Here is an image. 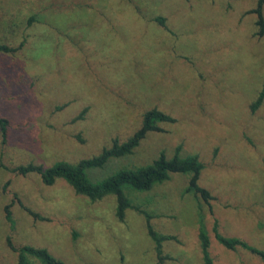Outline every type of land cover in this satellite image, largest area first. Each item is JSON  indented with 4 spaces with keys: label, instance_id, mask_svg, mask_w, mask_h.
<instances>
[{
    "label": "rangeland",
    "instance_id": "obj_1",
    "mask_svg": "<svg viewBox=\"0 0 264 264\" xmlns=\"http://www.w3.org/2000/svg\"><path fill=\"white\" fill-rule=\"evenodd\" d=\"M256 0H0V264L15 247H45L64 264H203L200 227L213 264H264L228 249L213 232L264 250V36ZM164 19V26L155 18ZM30 21V22H29ZM156 107L175 121L148 132L132 155L89 170L100 180L121 165H145L181 145L203 164L198 183L209 203L187 193L189 174L171 173L134 202L153 229L174 239L160 256L144 215L115 216L111 194L91 201L63 179L42 183L12 168L45 167L97 155L124 141ZM82 117L76 118L82 110ZM9 204L14 227L5 217ZM31 209L35 215L30 213ZM32 264H41L33 258Z\"/></svg>",
    "mask_w": 264,
    "mask_h": 264
},
{
    "label": "trees",
    "instance_id": "obj_2",
    "mask_svg": "<svg viewBox=\"0 0 264 264\" xmlns=\"http://www.w3.org/2000/svg\"><path fill=\"white\" fill-rule=\"evenodd\" d=\"M248 12L257 14L255 21L257 31L255 34L260 37L264 36V0H256V6L248 10ZM155 20L164 26L163 18L156 17ZM21 46L22 44L19 47H11L2 43L0 44V51L14 52ZM263 100L264 82L258 96L250 104L251 111H256ZM84 111L85 109L76 118L82 117ZM174 121L175 119L171 115L153 107L143 113L140 126L131 135L124 141H119L117 137L112 138L111 144L104 146L97 155L80 159L75 163L57 161L53 165L46 167L43 164L30 161L13 167L12 171L21 175L36 173L45 185H52L57 178H63L77 194L84 195L91 201L100 200L108 194L113 195L116 200L115 216L119 221H124L127 209H135L144 215L148 234L153 239L155 250L160 256L162 242L174 239V236L159 235L153 229L150 222L152 214L142 207L143 205L147 206V203L143 202V205L136 204L134 196L151 190L156 184L167 181L171 173H186L189 174V179L185 191L192 193L196 199H202L209 203V200L212 198L210 192L198 183L203 169V164L199 160V157L196 154L182 156L181 145L178 144L171 156H167L164 150H161L158 156L148 164L139 166L123 164L100 180H92L88 171L98 170L106 166L111 160L132 155L148 132L159 131L161 123ZM9 123L7 118L0 116V135L3 142L6 141ZM9 207V204L4 206L5 217L11 228H13L14 221L12 220ZM27 210L35 215L31 209L27 208ZM213 232L216 241L224 247L231 250L241 247L257 255L264 262V250L251 246L240 237H227L223 235L218 229L217 221L214 222ZM6 239L8 246L17 252V264H32L31 260L33 258L39 260L41 264H64L61 259L53 256L45 247H35L29 244L15 247L9 235ZM199 239L203 264H213L209 253V236L202 226L200 227Z\"/></svg>",
    "mask_w": 264,
    "mask_h": 264
}]
</instances>
